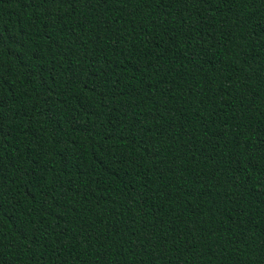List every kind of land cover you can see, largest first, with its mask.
I'll list each match as a JSON object with an SVG mask.
<instances>
[{
	"label": "trees",
	"instance_id": "16d2710c",
	"mask_svg": "<svg viewBox=\"0 0 264 264\" xmlns=\"http://www.w3.org/2000/svg\"><path fill=\"white\" fill-rule=\"evenodd\" d=\"M0 264H264V0H0Z\"/></svg>",
	"mask_w": 264,
	"mask_h": 264
}]
</instances>
